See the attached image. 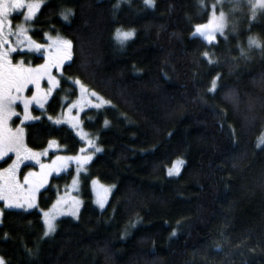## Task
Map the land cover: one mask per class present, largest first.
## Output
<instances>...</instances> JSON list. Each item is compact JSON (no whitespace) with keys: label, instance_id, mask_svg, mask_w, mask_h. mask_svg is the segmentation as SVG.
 <instances>
[{"label":"trees","instance_id":"1","mask_svg":"<svg viewBox=\"0 0 264 264\" xmlns=\"http://www.w3.org/2000/svg\"><path fill=\"white\" fill-rule=\"evenodd\" d=\"M212 3L120 0L114 8L116 0H44L29 34L44 44L45 32L59 33L72 40V55L46 116L25 124V144L42 150L53 140L65 154L78 153L73 131L48 121L64 106L62 92L74 96L68 80L79 78L110 103L82 114L100 151L81 175L77 218L58 219L44 235L41 213L55 188L69 183L70 168L39 192L36 208L3 210L6 264H264V12L249 19V4L231 11L223 3L224 35L209 42L194 25L206 21ZM64 8L73 9L67 21ZM118 27L134 29L123 44ZM249 35L262 49L243 56ZM229 89L235 104L224 95ZM175 159L181 169L169 176ZM94 179L112 186L102 210L93 203Z\"/></svg>","mask_w":264,"mask_h":264},{"label":"snow or ice","instance_id":"2","mask_svg":"<svg viewBox=\"0 0 264 264\" xmlns=\"http://www.w3.org/2000/svg\"><path fill=\"white\" fill-rule=\"evenodd\" d=\"M222 2L223 0H213L208 19L203 23H196L194 25V32L198 33L204 40H215L216 37L214 34L217 32L224 35L226 24L225 12L220 11L217 13L215 10L216 5L222 4ZM229 2H232V0H229ZM42 3H44V0H0V158L6 157L9 152L15 153L11 163L8 164L6 168H0V200H2L6 206L23 209H29L36 205V193L47 183L49 172H59L62 168L66 167L67 161L69 160H77L82 167L85 161L90 160L93 155L91 150L88 151L86 155H56L52 157L50 164L42 163L40 157L46 154V150L36 151L28 147L27 144L23 142L25 130L21 124H16L14 128L9 125L10 118L17 114V108L15 106L16 101H19L23 106V112L21 114L22 121L38 119V117L31 114L30 104L34 102L40 108L44 107V101L59 82L58 77L53 74V69H55L56 73L62 74L61 65L69 60L72 55V40L61 36L59 33L53 37L49 32H45V36L48 37L49 40L47 44L39 43L29 35L28 29L31 25L28 21L35 16ZM143 3L148 7H153L155 0H143ZM199 3L202 7H208V5L205 4V0H199ZM248 3L251 5V16L249 19L255 18L258 11L264 12V0H248ZM119 4L120 0H116L114 8L118 7ZM238 6H240V0H235V2L232 3V7L236 8ZM22 8H26V10L23 11L24 20L18 22L14 28L7 29L6 25L10 24L9 15L15 10ZM72 13V8H64L59 12V16L67 21ZM115 34L120 39L126 40L134 34V29L128 28L125 30L118 27ZM12 36L15 37V43L10 42V37ZM17 47L27 48L37 53L42 52L43 62L35 65L31 63L25 64L22 58L13 62L11 53L15 52ZM253 47L262 49V42L255 35H249L247 48L241 47L240 54L247 56L248 50ZM262 51H264V49H262ZM203 55L209 57L208 52H204ZM211 59L212 58L209 57L210 61ZM45 77L47 78L48 86L47 88H42L40 82ZM29 84L33 86L31 95H24V90ZM75 84L81 88H87L86 85L82 84L79 78H76ZM217 86V77L213 76L212 89H215ZM92 95L98 94L93 92ZM224 95L234 104L238 102L235 90L229 89ZM99 99L102 103H110V101H104L102 97ZM96 106L99 107L100 105L97 104ZM69 107L71 108L72 105H69ZM49 119L54 118L50 116ZM55 123L59 124L60 119L55 118ZM105 123H107V121H105ZM54 143L55 141L49 140V146H52ZM89 143H92L95 150L99 151L94 141L90 140ZM23 160H33L40 165L39 172L29 168V170L24 173V184L28 185L27 188L15 178L16 170L20 167ZM178 170L177 168L176 171ZM172 171L173 169H169L170 174ZM93 183H96L95 179ZM108 190L107 188L104 189L105 192ZM104 199L105 196L100 195L97 200L101 208L104 207ZM72 214L75 216L76 213L74 210ZM53 219L54 214L51 210L44 212V235H47L50 231L55 229ZM173 232H175V229H173ZM216 247H219V245H216ZM0 264H6L3 257H0Z\"/></svg>","mask_w":264,"mask_h":264},{"label":"rangeland","instance_id":"3","mask_svg":"<svg viewBox=\"0 0 264 264\" xmlns=\"http://www.w3.org/2000/svg\"><path fill=\"white\" fill-rule=\"evenodd\" d=\"M235 0H232V2H229V0H223L222 4H217L216 5V12L219 13L220 11H224L225 12V20H226V24H227V11L223 8V3H226V5L228 6L229 10L231 11H237L239 10V6L236 8L232 7V3H234ZM241 3H248V0H240ZM212 5V4H211ZM250 5V4H249ZM251 6V5H250ZM40 9V8H39ZM39 9L37 10L36 14L38 13ZM211 10V7H210ZM35 14V16H36ZM209 15V13H208ZM34 16V17H35ZM33 17V18H34ZM33 18L28 21V23L30 24L31 21L33 20ZM208 19V17H207ZM206 19V20H207ZM225 24V27H226ZM30 30V28L28 29V31ZM220 34L219 32L215 33V37L216 35ZM55 37V36H53ZM115 40L119 43V44H123L125 43L129 38H127L126 40H122L120 39L116 34H115ZM214 41V40H213ZM212 42V41H209ZM49 43L48 38L46 39V42L44 44ZM21 49L23 51H28L34 54H40L42 55V61L43 62V53H37L35 51H30L27 48H22ZM71 58V57H70ZM70 60V59H69ZM69 60L65 61L63 65H61V68L69 62ZM53 74L56 75L58 77V83L56 84V86L53 88L52 93L47 97V99L44 101V107L40 108L38 105H36L34 102L31 105H33L34 108L30 107V111L31 114L35 117L41 118V117H45V113L44 108L46 103L49 101V99L53 96L54 92L57 91L60 88V82L62 80V74L61 73H56L55 69H53ZM41 87L42 88H47L48 86V81L47 78H43L41 80ZM68 83L70 84V87L73 88L74 90V96L72 98H69L68 94H70V89L65 90V93L62 92V96L60 98L61 103L64 105L61 112L53 117L54 119H49L48 116V121L50 120V123L54 124V125H62V126H66L67 128H69L70 130L73 131V133L76 135V137L80 140V142H82V146L80 148V150L78 151L77 154L79 155H86L88 151H92L93 155L92 158L90 160L85 161L84 165L81 167L79 165V162L77 160H69L67 161L66 167L62 168L59 172L56 171H51L49 172L48 176H47V183H45L36 193V205H34L32 208L29 209H23V208H15V207H9L6 206L4 204V202L2 200H0V217L1 214L3 212V210L5 209H23V210H31L37 207V197L38 194L41 190H43L44 188H46L49 185V182L51 180L52 177H56L59 176L62 173H65L66 171H68L70 168L72 169V176L71 179L69 181V183L67 185L61 186L59 188H55L56 190V198L53 201L52 205L45 211H49L51 210L54 214V219H53V224L56 225V221L60 218H64V217H68V218H72L75 219L78 216V213L81 209L82 206V198L80 196V185H81V175L85 172V168L86 166L89 164V162L95 157V155L100 151L95 150V147L93 146L92 143H89V141H94V144L96 147H98V145L95 142L94 137L88 132L86 131L83 126H82V114L86 111V110H97V109H101L104 108L108 105V103H102L101 100L99 99L100 97L96 96V95H92V93L86 88H81L80 86L75 84V80H68ZM43 84V85H42ZM105 101V100H104ZM17 102V101H16ZM19 102V101H18ZM99 104L100 106L97 107L96 105ZM21 107V110L17 111V114L13 115L10 120H9V125L11 127H15L16 124H21V126L24 128L25 124H28L34 120L37 119H31V120H24L22 121V112H23V106L21 104H19ZM69 105H72V107L70 108ZM36 109V110H35ZM43 112L41 115H39L36 112ZM55 118H59L60 119V123L57 124L55 123ZM75 125V127H74ZM23 142H24V134H23ZM25 143V142H24ZM99 148V147H98ZM46 150V154L42 155L40 157V160L42 163L45 164H50L52 161V157L56 156V155H60V156H76L75 155H69V154H65L63 152V149L57 145V143L55 142L52 146H49V143L46 145L45 148H43L42 150H36V151H44ZM8 156H10L9 161L7 162L6 166L4 168L7 167L8 164L11 163L12 158L15 156V153L13 152H9L7 154L6 157L4 158H0V161L7 158ZM182 166V161L180 160H176L174 162V164H172V166L167 168V174L169 176H176ZM29 168L33 169L36 172L40 171V165L37 164L35 161L33 160H23V162L20 164V167L16 170L15 173V178L21 182V184H23V186L25 188L28 187L27 184H24V173L27 172L29 170ZM79 168V171H78ZM179 169L178 171H176V169ZM169 169H173L172 173H169ZM96 181V180H95ZM107 188L109 189L107 192L104 191V189ZM90 190L92 193V199H93V203L94 205L102 210L108 200V197L111 193L112 190V186L110 185H106V184H102L98 181H96V183H93V180H91L90 182ZM100 195H104L105 199H104V207L101 208L99 203H97V200L99 198ZM73 210L75 211V216H73L72 212ZM42 211V220H43V215L44 212ZM44 223V220H43ZM45 228V225H44ZM54 231V230H53ZM53 231H50L47 235L52 234Z\"/></svg>","mask_w":264,"mask_h":264},{"label":"flooded vegetation","instance_id":"4","mask_svg":"<svg viewBox=\"0 0 264 264\" xmlns=\"http://www.w3.org/2000/svg\"><path fill=\"white\" fill-rule=\"evenodd\" d=\"M26 8H22V9H18V10H15L13 13H11L9 15V21H10V24L6 25V28L7 29H11V28H14L15 25L18 23V22H21L22 20H24V17H23V11H25ZM30 33V30L28 31ZM30 35V34H29ZM10 42L12 43H15V37L12 36L10 37ZM11 56H12V59H13V62H15L17 59H21L23 60V62L25 64L27 63H31L32 65H35L37 63H34L33 62V59L34 58H40L41 61H42V55L40 54H34V53H31V52H28V51H23L21 49V47H17L16 51L11 53ZM38 62V63H41ZM42 83V82H40ZM43 85V84H42ZM32 85L29 84L27 88H25L24 90V95H31V89H32ZM20 102H16L15 106L17 108V111L18 110H21V107H20ZM31 108H34L33 105L30 106ZM36 110V109H35Z\"/></svg>","mask_w":264,"mask_h":264},{"label":"bare ground","instance_id":"5","mask_svg":"<svg viewBox=\"0 0 264 264\" xmlns=\"http://www.w3.org/2000/svg\"><path fill=\"white\" fill-rule=\"evenodd\" d=\"M200 11V10H199ZM233 58H235V57H233ZM176 160V159H175ZM214 251V250H213Z\"/></svg>","mask_w":264,"mask_h":264}]
</instances>
